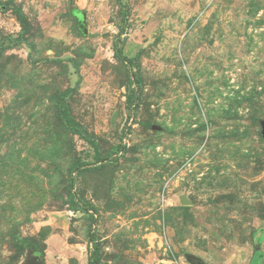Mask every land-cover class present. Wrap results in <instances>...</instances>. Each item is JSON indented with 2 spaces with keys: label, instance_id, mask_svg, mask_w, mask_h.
I'll return each instance as SVG.
<instances>
[{
  "label": "rangeland",
  "instance_id": "obj_1",
  "mask_svg": "<svg viewBox=\"0 0 264 264\" xmlns=\"http://www.w3.org/2000/svg\"><path fill=\"white\" fill-rule=\"evenodd\" d=\"M263 123L264 0H0V264H264Z\"/></svg>",
  "mask_w": 264,
  "mask_h": 264
},
{
  "label": "water",
  "instance_id": "obj_2",
  "mask_svg": "<svg viewBox=\"0 0 264 264\" xmlns=\"http://www.w3.org/2000/svg\"><path fill=\"white\" fill-rule=\"evenodd\" d=\"M263 135H264V123H263ZM192 262L194 264H205L198 258H193ZM30 264H46L43 260H41L37 255H34L31 259Z\"/></svg>",
  "mask_w": 264,
  "mask_h": 264
},
{
  "label": "trees",
  "instance_id": "obj_3",
  "mask_svg": "<svg viewBox=\"0 0 264 264\" xmlns=\"http://www.w3.org/2000/svg\"><path fill=\"white\" fill-rule=\"evenodd\" d=\"M261 258H262V254L261 253H258L257 256L254 258V260L257 262L256 264H261L260 261H261ZM253 260V261H254ZM89 264H93L89 261Z\"/></svg>",
  "mask_w": 264,
  "mask_h": 264
},
{
  "label": "flooded vegetation",
  "instance_id": "obj_4",
  "mask_svg": "<svg viewBox=\"0 0 264 264\" xmlns=\"http://www.w3.org/2000/svg\"><path fill=\"white\" fill-rule=\"evenodd\" d=\"M251 264H253V263H251Z\"/></svg>",
  "mask_w": 264,
  "mask_h": 264
}]
</instances>
